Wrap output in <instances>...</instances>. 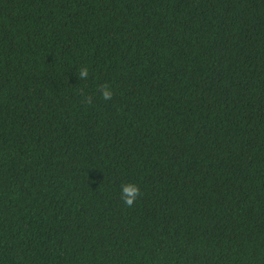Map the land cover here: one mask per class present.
<instances>
[{
  "label": "trees",
  "instance_id": "trees-1",
  "mask_svg": "<svg viewBox=\"0 0 264 264\" xmlns=\"http://www.w3.org/2000/svg\"><path fill=\"white\" fill-rule=\"evenodd\" d=\"M0 264H264V0H0Z\"/></svg>",
  "mask_w": 264,
  "mask_h": 264
},
{
  "label": "clouds",
  "instance_id": "clouds-1",
  "mask_svg": "<svg viewBox=\"0 0 264 264\" xmlns=\"http://www.w3.org/2000/svg\"><path fill=\"white\" fill-rule=\"evenodd\" d=\"M78 74L81 80L86 79L89 75L87 67H82ZM113 95V90L107 83L101 86V96L104 100H111ZM86 100L90 103L91 97H86ZM140 195L141 192L137 185L131 183L121 185L120 198L126 207L131 208Z\"/></svg>",
  "mask_w": 264,
  "mask_h": 264
}]
</instances>
